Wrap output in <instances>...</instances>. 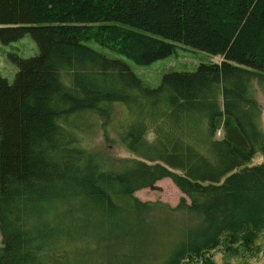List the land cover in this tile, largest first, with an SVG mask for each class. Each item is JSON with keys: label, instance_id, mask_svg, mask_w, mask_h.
<instances>
[{"label": "trees", "instance_id": "1", "mask_svg": "<svg viewBox=\"0 0 264 264\" xmlns=\"http://www.w3.org/2000/svg\"><path fill=\"white\" fill-rule=\"evenodd\" d=\"M106 31L130 56L136 38L223 60L150 87L85 43ZM27 34L39 54L11 57L19 67L12 83L0 76V264H149L129 252L90 260L92 247L71 248L77 224L68 212L82 198L118 223L127 208L147 206L135 192L164 178L184 194L176 211L207 230L188 227L160 264H215L216 249L255 254L264 162L250 163L264 151V0H0V42ZM117 104L126 113L117 137L136 158L113 170L80 136L107 126Z\"/></svg>", "mask_w": 264, "mask_h": 264}, {"label": "rangeland", "instance_id": "2", "mask_svg": "<svg viewBox=\"0 0 264 264\" xmlns=\"http://www.w3.org/2000/svg\"><path fill=\"white\" fill-rule=\"evenodd\" d=\"M98 27V26H93ZM94 30H92V33ZM92 35V34H91ZM109 31L104 36L95 35L92 40H86L99 52L111 58H118L131 67L132 71L148 86L157 87L166 73L173 71H194L201 63L221 62V57H214L200 50L189 48L182 44L152 42L151 46H138V39L132 38L127 46H136L135 56L126 53L121 40H111ZM155 49L161 56L148 60L140 53ZM39 54V47L30 34L11 43L0 42V76L13 82L19 70L11 57L30 58ZM258 99L262 105L261 122L264 131V94L259 91ZM122 104L115 106L112 120L109 124L82 137L83 143L96 159L98 165L113 170L134 160L136 156L128 151L117 137L116 128L125 120ZM151 134L148 136L151 138ZM264 162V151L252 159L251 165ZM135 197L145 208H125L118 217V223L104 220L100 211L97 213L91 204H84V199L75 200L76 204L69 210L70 217L77 224L72 231L69 245L76 249L80 245L92 247L90 260L98 257L109 259L118 252H129L133 260H141L149 264H160L162 259L172 255L180 243L185 241L186 229L192 225L207 230V227L193 218L176 211L184 194L170 178L158 181L153 188H144L135 192ZM193 217V216H192ZM198 231V232H199ZM68 243V242H67ZM66 243V244H67ZM65 244V245H66ZM257 251L252 256L241 252L231 255L223 250L212 252L215 264H264V232L257 241ZM3 238L0 232V247ZM68 248V245H66ZM99 252V253H98ZM101 256V257H100ZM103 256V257H102Z\"/></svg>", "mask_w": 264, "mask_h": 264}]
</instances>
